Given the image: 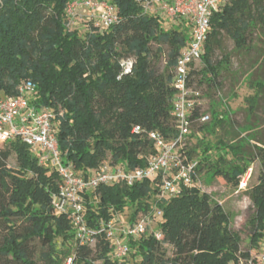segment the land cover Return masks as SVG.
Segmentation results:
<instances>
[{
  "label": "trees",
  "instance_id": "16d2710c",
  "mask_svg": "<svg viewBox=\"0 0 264 264\" xmlns=\"http://www.w3.org/2000/svg\"><path fill=\"white\" fill-rule=\"evenodd\" d=\"M74 1L0 0V97H16L23 83L33 82L30 105L53 114L62 161L80 176L90 177L104 164L128 171L146 167L156 151L149 134L158 132L168 140L176 136L174 72L190 39V25L178 17V23L166 26L160 13L147 11L137 0H107L117 10L118 21L107 31L90 25L81 33L69 26L67 8ZM257 26L264 33V0H234L214 13L204 67L191 70L189 87L200 92L204 83L218 85L228 58L215 63L213 56L223 32L237 49L246 50ZM165 47L168 62L158 73L153 60ZM130 59L133 70L123 74L122 61ZM256 87L259 93L264 90L261 82ZM251 103L254 115L256 105ZM201 107L195 110L193 125L201 123ZM223 122L219 118L208 127L201 123L200 131L215 134ZM136 125L143 128L139 134L133 133ZM186 146L182 153L194 159L198 152ZM215 148V163L212 148L207 144L202 150L197 174L207 168L215 178L239 188L250 160L232 164L226 155L236 147L220 141ZM12 151L17 169L8 166ZM60 183L59 174L41 165L21 140L0 149V264H38L35 243L48 249L43 253L46 264H62L60 255L71 258V264H247L264 244V174L247 191L254 209L248 251L242 249V238L232 230L224 206L200 186H182L177 195H163L158 177L85 192L84 216L91 228L119 216L130 224L142 218L156 223L157 231L127 239L129 253L121 260L104 236L95 246L78 243L71 219L53 206Z\"/></svg>",
  "mask_w": 264,
  "mask_h": 264
},
{
  "label": "built area",
  "instance_id": "2783aa9c",
  "mask_svg": "<svg viewBox=\"0 0 264 264\" xmlns=\"http://www.w3.org/2000/svg\"><path fill=\"white\" fill-rule=\"evenodd\" d=\"M147 11L164 12L171 18H182L190 25V39L178 58L174 72V117L176 136L168 140L161 133L151 132L155 153L148 159L146 167L131 171L124 167H112L104 164L90 177L80 176L72 165H65L59 151L55 134L53 114L45 109L37 110L30 105L29 97L35 85L31 81L23 83L16 97H0V143L21 140L30 149L41 165H49L55 170L61 183L53 195V206L57 213L67 215L76 229L80 245H95L99 237H106L113 246L115 258L123 259L129 253L127 239L141 237L149 230V221L142 218L130 224H121L118 230V218L103 222L98 228H91L84 216L85 192L95 190L102 185L125 183L134 185L144 180L162 178V194L174 196L180 193L182 186L193 188L197 182L198 160H188L182 153L191 134L195 110L202 104L201 93L189 87L191 70L202 61L207 39L211 29V18L234 0H137ZM89 10L90 23L101 31L109 30L117 21V10L107 0H76L67 8L69 26L76 25L79 9ZM90 26V25H89ZM123 74L133 70L134 61H122ZM211 120L209 114H202L201 123ZM143 131L140 125L133 128L134 134ZM248 180V179H247ZM240 183L239 190L247 188L248 181ZM238 193V192H237ZM157 239L162 235L156 233ZM72 259L67 264H71ZM247 264H264V244L260 251Z\"/></svg>",
  "mask_w": 264,
  "mask_h": 264
},
{
  "label": "rangeland",
  "instance_id": "374dc122",
  "mask_svg": "<svg viewBox=\"0 0 264 264\" xmlns=\"http://www.w3.org/2000/svg\"><path fill=\"white\" fill-rule=\"evenodd\" d=\"M77 13V23L73 28L85 33L91 25L89 10L81 8ZM160 14L166 26L172 27L179 22L177 18H171L167 13L160 12ZM250 38L252 39L248 49L239 50L236 48L234 40L223 32L220 47L216 49L213 56L215 63L222 61L223 58H228L227 62H224L221 67L218 85L210 88L204 83L198 89L201 92V114H209L211 117V120L204 125L207 127L210 124L214 125L216 119L219 118H223L224 122L222 126L218 127L215 134L201 132L202 124L195 123L186 142V147L189 150L195 149L198 152L197 155H194V159L198 161H201V152L208 144L212 148L210 153L212 163H215L217 152H219L215 147L218 146L220 141L236 147L233 153L226 155L227 160L232 164L242 165L243 161L249 162L250 160V170L242 178V181L248 179L247 188L244 190L228 186L223 178H215L213 172L208 171L207 168L197 174V182L202 190L210 194L215 202L221 203L229 214L231 228L234 232L240 234L244 251L251 249L250 219L254 212L247 191L255 186L258 183L259 176L264 174V90L259 93L256 87V84L260 82L264 85V33L260 26L253 30V35ZM156 50L157 47L153 46V53H156ZM167 54L168 49L165 47L164 53L153 60V68L158 73H162L166 68ZM203 67V62H200L195 69L200 71ZM194 81L195 86H197L198 78L196 77ZM252 101L256 105L254 115L250 113ZM211 131L209 130V132ZM258 141L261 143H258ZM5 144L0 143V149ZM8 166L12 169L18 168V157L14 151H12ZM46 166L50 167L49 165ZM118 219V230H120L121 224H127L128 222L125 216H119ZM157 229L156 223L151 221L149 231H157ZM3 234L0 231V243ZM35 245L38 249V264H46L43 260V253L47 252L48 249L42 247L39 243H35ZM165 247L171 255L172 248L168 245ZM58 249L63 251L64 247L59 243ZM60 256L62 264H67L71 259L65 255ZM130 261L134 262L131 257Z\"/></svg>",
  "mask_w": 264,
  "mask_h": 264
}]
</instances>
